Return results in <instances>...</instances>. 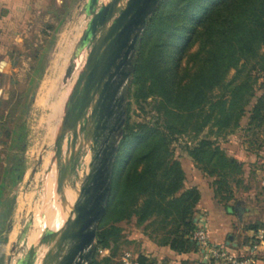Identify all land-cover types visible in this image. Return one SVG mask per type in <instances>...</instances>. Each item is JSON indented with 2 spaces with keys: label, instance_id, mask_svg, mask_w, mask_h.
<instances>
[{
  "label": "rangeland",
  "instance_id": "obj_1",
  "mask_svg": "<svg viewBox=\"0 0 264 264\" xmlns=\"http://www.w3.org/2000/svg\"><path fill=\"white\" fill-rule=\"evenodd\" d=\"M46 1L49 2L50 7L53 9L55 7L59 8L61 12L53 14L47 21H36L33 18L35 20L29 23L31 29L16 44V50L11 55L4 75L7 94L3 107L0 110L2 119H5L3 122H0L1 154L4 153L6 155L5 159L9 163L19 159L25 166V172L21 177V184L18 185L20 187L19 204L22 209V218L15 234L16 237L23 222L29 218L33 209L40 205L39 201L44 182V168L37 166L39 160L35 158V155L37 151L47 146L51 132L61 122L64 99L66 93L70 90L71 84L77 77L76 73L64 89L58 90L57 87L64 76L76 42L86 26L82 7L87 0ZM161 1H163V18H169L170 14L177 15L176 0ZM181 16L180 14L173 21L177 29L176 33L180 36L190 32L189 26L183 24L186 21L184 16ZM181 22L182 24H180ZM146 30L143 33L138 52L142 45L145 46L147 51L157 40L156 32L158 30L149 35L146 34ZM202 31L203 29L199 28L195 36L200 35ZM181 44L182 40L177 38L172 46H168V43L164 44L163 51L164 53H168L166 50L169 51L170 62L165 64L164 73L160 80V85L163 87L165 94V102L168 103L169 101L170 103L168 109H172L177 117L168 116L169 113L163 108L162 101H164V97L162 96L153 95L145 101L139 99L136 95L138 85L131 83L133 75L128 83L125 133L126 129L137 131L143 125L148 126L151 133L149 132L147 138L143 141L136 140L130 142L124 153V157L120 158L122 162L116 165L121 151V147H119L114 161L112 183L114 176L119 175V186L123 188L127 186L129 188V203L133 204L136 201L134 204L136 208L140 207L143 203L142 189L145 182L151 177L152 171L156 170V173L159 175L166 168L164 163H160L159 161V157L160 159L165 157L166 151H160L159 146H157V144L160 145L163 142L165 136L172 138L168 146V151L171 153L170 157L177 159L181 163L184 172L186 168L188 169L194 165L200 171V174L210 179L212 188L215 177L208 176L200 169L201 164H197L191 155V149L197 147L201 140H209L224 149L229 157H234L237 154L244 153V150L242 151L241 148L244 147L245 143H248L249 147L255 148L260 147L257 146L260 141H264V125H262L264 121L259 123L262 127L256 129L249 128V113L241 117L238 126L226 128L220 126L218 119H220L221 115L217 113L199 133L193 130L197 120H200L199 116L195 115L190 121L187 130L180 132L181 127L184 128V126H181L182 119L178 115L183 116L185 114L184 106L188 94L185 83L193 72L190 66V59L199 48V43L196 42L187 50V53L179 54ZM261 52H264L263 48ZM36 71H40V73L37 74ZM32 78H34L33 82H31ZM246 78L252 83L256 97L264 93V59L261 61L252 59L249 62L241 63L238 68L231 69L224 81L211 92L214 97L212 101H215L228 88L244 82ZM242 91L245 97L249 93L248 87L242 88ZM256 97L252 99L247 109H250L253 103H255ZM173 121L179 124L180 127L171 128L170 124ZM20 125H24L26 138L24 143L18 146L15 143L12 131ZM156 146L157 152H154ZM48 153L49 151L46 155V163L49 160ZM37 167L38 172L34 173L33 171ZM238 179L237 176L235 180ZM113 215L117 216L115 210L110 208L101 227L111 225L115 221ZM159 219L153 217L146 223L140 224L137 217L134 216L130 220L120 222L123 228L122 239L117 248V255L110 258L112 261L109 264H119L120 255L125 249L135 251L138 253L139 258L142 254L144 241L150 243L151 246L152 244L158 245L162 243L169 236L168 230L170 227H165ZM193 219L194 223H196L197 216L195 214ZM35 227L36 230H39L40 224L37 223ZM146 247L144 249L145 252L148 251ZM111 253L112 251L108 249L106 254L99 256V259H103ZM170 260L169 256L161 259L163 264H169ZM100 262V264H106L105 261L101 260Z\"/></svg>",
  "mask_w": 264,
  "mask_h": 264
},
{
  "label": "trees",
  "instance_id": "obj_2",
  "mask_svg": "<svg viewBox=\"0 0 264 264\" xmlns=\"http://www.w3.org/2000/svg\"><path fill=\"white\" fill-rule=\"evenodd\" d=\"M162 5L163 1L151 17L146 30L148 35L158 30L157 40L147 51L142 45L135 62L131 83L138 85L137 97L145 101L153 95L162 96L163 108L169 113L168 116L177 117L172 109H168L170 103L165 102L163 87L160 85L165 64L170 62L169 51L166 50L168 53H164L163 47L165 43H168V46L174 45L177 38L182 40L179 54H185L198 42V51L190 59L193 72L185 83L188 93L184 106L185 114L178 115L182 119L181 126H184L180 132L187 130L195 115H198L200 120H197L193 130L196 133L201 132L217 113L221 115L218 120L222 128L238 126L241 117L246 113L250 115L249 128L262 127L259 123L264 121V93L256 97L249 79L246 78L244 82L228 88L215 101H212L214 97L211 92L224 81L231 69L238 68L241 63L252 59L258 61L264 59V52H261V49H264V0H176L178 16L170 14L166 19L162 15ZM51 12L57 14L61 10L52 8ZM180 14L186 20L183 24L190 28V32L182 36L176 33L177 29L173 22ZM199 28L203 31L195 36ZM33 81L34 78L31 79V82ZM245 87L249 90L246 97L242 91ZM255 97V103L247 109ZM170 127L175 129L180 126L173 121ZM149 132V127L145 125L137 131L126 129L116 165L122 162L120 158L124 157L130 142L145 140ZM13 136L15 143L21 146L26 138L24 125L16 127ZM171 140L172 138L165 136L163 142L157 144L160 151H166L163 159L159 157L160 163H164L166 168L159 175L156 170L152 171L151 177L143 186L144 200L140 207L134 206L136 201L133 204L129 203V188L119 186V175L114 176L106 215L112 208L117 216L113 215L115 221L107 227H101L106 215L102 219L97 232L96 252L92 264H100L101 260L106 264L111 263L110 258L117 255V248L122 239L123 228L120 222L130 220L134 216L140 224L156 217L160 218L165 227H170L169 236L160 244L167 245L176 252L197 250V243L192 240L191 234L195 229L193 217L201 199V192L197 186L185 188L184 169L177 159L170 157L171 153L168 151ZM157 146L154 152H157ZM191 155L197 164H201L200 169L205 174L215 177L214 196L228 207V203L234 199L232 184L239 181L235 178L244 172V165L237 159L229 157L224 149L209 140H201L197 147L191 149ZM24 171L25 169L17 173L16 177L21 178ZM250 228L258 229L255 226ZM98 248H107L112 253L99 259ZM139 261L141 264L155 263L144 254L140 255Z\"/></svg>",
  "mask_w": 264,
  "mask_h": 264
},
{
  "label": "water",
  "instance_id": "obj_3",
  "mask_svg": "<svg viewBox=\"0 0 264 264\" xmlns=\"http://www.w3.org/2000/svg\"><path fill=\"white\" fill-rule=\"evenodd\" d=\"M160 2L87 0L82 7L86 26L57 89L77 77L66 93L60 124L35 155L37 166L44 168L40 206L21 225L10 263H93L125 133L128 83Z\"/></svg>",
  "mask_w": 264,
  "mask_h": 264
},
{
  "label": "crops",
  "instance_id": "obj_4",
  "mask_svg": "<svg viewBox=\"0 0 264 264\" xmlns=\"http://www.w3.org/2000/svg\"><path fill=\"white\" fill-rule=\"evenodd\" d=\"M51 9L46 0H0V110L7 94L4 75L16 44L31 29L30 22L50 19L54 14ZM4 120L0 113V122ZM257 146L260 147L252 148L245 143V148H241L244 153L233 157L244 165V172L238 176L239 183L233 184L234 199L228 203V207L215 198L210 179L200 174L194 165L185 169L186 188L197 186L201 192L195 216L206 218L213 242L225 244L233 253L241 256L247 253L254 233L264 228V141ZM5 156L0 149V264H14V261L10 263V257L22 218L18 186L21 178L16 175L25 166L19 159L9 163ZM251 226L258 229L254 230ZM142 254L153 260L154 264H163L161 259L165 256L170 257L169 264H211L200 247L188 252H176L167 245L151 246L144 241ZM257 264H264V248Z\"/></svg>",
  "mask_w": 264,
  "mask_h": 264
},
{
  "label": "built area",
  "instance_id": "obj_5",
  "mask_svg": "<svg viewBox=\"0 0 264 264\" xmlns=\"http://www.w3.org/2000/svg\"><path fill=\"white\" fill-rule=\"evenodd\" d=\"M191 238L204 251L211 264H257L260 252L264 248V228H262L251 237L248 251L245 255L241 256L233 253L225 244H218L212 241L209 235L208 221L205 217L197 218ZM97 251L98 255L101 256L106 254L108 249L98 248ZM119 264L141 263L136 252L125 249L120 255Z\"/></svg>",
  "mask_w": 264,
  "mask_h": 264
},
{
  "label": "bare ground",
  "instance_id": "obj_6",
  "mask_svg": "<svg viewBox=\"0 0 264 264\" xmlns=\"http://www.w3.org/2000/svg\"><path fill=\"white\" fill-rule=\"evenodd\" d=\"M74 75H75V74H74ZM46 157H47V156H46ZM46 157L44 158V164L46 163ZM39 206H40V205H39ZM52 215H53V213H52L51 211H50V212L48 211V216H49L50 220L52 219ZM37 223H38V222H37ZM37 223H36V224H37ZM35 235H36V234H34V235L32 236L31 239H33V238L35 237Z\"/></svg>",
  "mask_w": 264,
  "mask_h": 264
}]
</instances>
